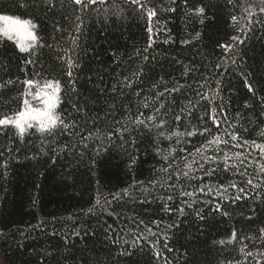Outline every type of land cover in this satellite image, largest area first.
Masks as SVG:
<instances>
[{"label":"trees","instance_id":"trees-1","mask_svg":"<svg viewBox=\"0 0 264 264\" xmlns=\"http://www.w3.org/2000/svg\"><path fill=\"white\" fill-rule=\"evenodd\" d=\"M24 3L0 0V14L37 25L28 52L0 36V119L21 111L24 81L58 80L56 112L76 127L21 136L0 126V264H264L259 0ZM69 70L81 99L95 101L79 113L63 99Z\"/></svg>","mask_w":264,"mask_h":264},{"label":"snow or ice","instance_id":"snow-or-ice-1","mask_svg":"<svg viewBox=\"0 0 264 264\" xmlns=\"http://www.w3.org/2000/svg\"><path fill=\"white\" fill-rule=\"evenodd\" d=\"M21 4V6H26L24 3V0H17ZM57 0H32L33 6L39 7L40 5L46 6L49 10L51 8H54L56 5ZM70 3H74L76 5H82L83 7L87 8L92 4H95L98 2V0H68ZM100 3H104L105 0H99ZM127 2H130L134 5H137L138 8L140 9H145L146 10V5L142 3V0H127ZM259 4L261 5L259 8V11L261 13H264V0H259ZM199 13H203L204 9L200 8L197 10ZM148 19L151 21L152 17L156 15L155 10H151L147 12ZM79 19V17H77ZM233 20H235V17H233ZM259 22V21H258ZM37 27L36 24H34L31 20H25V19H20L15 17L14 15L10 14H0V36H3L7 38L8 40H16L17 44L20 48V51L22 52H28L29 48H31L33 45L28 42H35L37 40V36L35 32L33 31ZM79 29V26H77ZM149 32L152 31L151 28L148 29ZM233 40H237L240 43H243V41L239 40V37H233ZM167 42V41H165ZM226 50L230 49L232 45H222ZM71 60V58H69ZM33 61L27 60L26 63H32ZM235 63V61H233ZM79 67V64L77 63L76 65H73L69 63V68H75ZM136 75H139V73H136ZM68 76V81L65 85L66 90L63 93V99L64 101L71 106L72 110L79 113L80 111L83 110V108L88 105L89 103H95L94 100H90L89 97H82V93L78 90L76 87V83L79 80V77H76L73 79V71L69 70L67 72ZM90 79V78H89ZM125 81H128V77L124 78ZM11 83V81H9ZM25 85L28 88V91L25 93L26 96L32 97V100L36 102V104L31 103L27 98L24 99L23 101V111H20L18 115L13 118V119H0V126H14L17 130L18 133L23 136L27 128L35 127L37 131L42 132V133H47L49 135L54 134L57 130H66L68 127H76V122L75 120H72L70 124L66 123L67 114L62 117L57 114L56 109L58 106L61 104L62 99H61V86H60V81H56L55 83L52 80H46L43 84L39 83L38 81H34L33 79H27L24 81ZM0 87H3V85H0ZM124 87H131V83H125ZM246 87L248 88L249 92L254 93V88L251 83H247L246 79ZM33 89H35L33 91ZM116 90V86L113 85V91ZM178 89H172V91H177ZM100 92L101 96H104L105 90L104 89H98ZM105 104H110V100L105 98L104 100ZM160 108H164V104L161 103L159 108H155V112L157 115L160 114ZM63 111V109H61ZM184 110L181 109V112ZM140 115H144V113H140ZM165 115H167V112H165ZM149 121H153L156 119L155 116H150L147 117ZM181 119V116L179 114L174 116L175 121H179ZM213 122L215 123L216 128H219L220 124L219 121L215 116L211 117ZM84 124L87 123L85 120L83 122ZM137 123L139 124H144L143 120L137 119ZM167 123V121L161 119L159 121V124L156 125L157 127L163 129L164 125ZM127 129H125L126 131ZM209 129L207 127H203L202 129L198 130H192L188 131L187 135L188 136H195L197 135V132L199 135L203 136L205 133H209ZM183 134V133H179ZM112 133H109V138H111ZM161 135H163V132H161ZM232 140H237L238 135L237 134H232L231 135ZM218 140V138H217ZM225 143H227L225 141ZM246 143V141H245ZM226 170V169H225ZM166 171V169H165ZM216 171V169H212V172ZM262 171H264V168H262ZM211 174V173H208ZM185 176H187V173H185ZM248 184H252L251 180L247 181ZM223 187V185H221ZM230 187H237L236 184H231ZM227 191V189H224ZM201 192H203V189H200ZM211 191V189H209ZM240 191L243 192L244 189L240 188ZM184 196H191L193 193L191 192H183L181 193ZM123 195L124 196H129V192L127 189L123 190ZM121 199L120 195H114L113 200H119ZM163 199V198H160ZM167 199L169 201L172 200V196H168ZM235 199L239 200L241 199L240 196L235 197ZM149 201L147 199L140 201V203H148ZM100 200H96V206L100 205ZM109 204L111 202H108ZM187 203V202H185ZM95 207V206H94ZM93 208H89L88 211L92 212L94 211ZM188 207H191V204H188ZM163 210L165 212H171L172 209L168 207L167 203L164 204ZM219 211V208H217ZM179 211L182 213L183 209H179ZM227 214V213H225ZM149 223H155L157 227H159V222L158 221H150ZM140 225H144L145 228L148 226L145 224L143 220H140L137 223V227ZM148 231L151 232V229L149 228ZM155 235V233H152ZM166 239V237H165ZM223 243V241H221ZM167 246V245H165ZM248 255H251V253H248Z\"/></svg>","mask_w":264,"mask_h":264},{"label":"rangeland","instance_id":"rangeland-1","mask_svg":"<svg viewBox=\"0 0 264 264\" xmlns=\"http://www.w3.org/2000/svg\"><path fill=\"white\" fill-rule=\"evenodd\" d=\"M99 1V0H98ZM34 32H35V30H33ZM13 42H15V44L17 45V48L20 50V48H19V46H18V44H17V41L14 39V40H12ZM28 43H31L33 46L31 47V48H29V50H31L33 47H35L36 46V43H37V40L35 41V42H28ZM22 52V51H21ZM54 83H55V81H53ZM35 89H33V91H34ZM27 91H28V88H27ZM26 91V92H27ZM25 98H27L31 103H33V104H36V102L35 101H33L32 100V97H30V96H26ZM24 110V108H23V106H22V108H21V111H23ZM57 110V109H56ZM18 114H16L15 116H13V117H10V118H8V119H13V118H15L16 116H17ZM9 126H11V125H9ZM2 127H4V126H2ZM11 127H14V126H11ZM15 128V127H14ZM31 128H35V127H31ZM16 129V128H15ZM30 128H27L26 129V131H28ZM36 129V128H35ZM17 130V129H16ZM18 131V130H17ZM25 131V132H26Z\"/></svg>","mask_w":264,"mask_h":264}]
</instances>
